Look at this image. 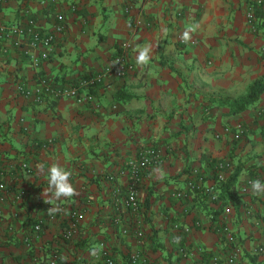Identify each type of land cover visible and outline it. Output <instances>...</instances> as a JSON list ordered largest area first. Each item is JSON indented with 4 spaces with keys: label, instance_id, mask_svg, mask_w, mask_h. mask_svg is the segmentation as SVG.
Wrapping results in <instances>:
<instances>
[{
    "label": "crops",
    "instance_id": "1",
    "mask_svg": "<svg viewBox=\"0 0 264 264\" xmlns=\"http://www.w3.org/2000/svg\"><path fill=\"white\" fill-rule=\"evenodd\" d=\"M22 6L46 29L61 15L65 31L38 65L12 39L0 40V181L7 192L0 264H50L54 255L56 264H102L101 243L115 264H128L133 253L145 264H209L212 254L224 256L226 220L242 247L236 264H264V195L238 190L247 177L264 180V92L239 113L217 104L264 79V15L253 33L246 0H2L0 21L19 22ZM185 32L189 44L181 45ZM123 41L133 69L92 88L98 107L73 97L35 99L41 77L66 84L99 71ZM144 47L150 59L139 65ZM143 146L161 160L143 172L141 207L133 209L125 202L124 162ZM218 161L228 163L225 180L238 172L235 192L221 191ZM53 163L70 171L73 197L44 193ZM193 169L203 179L185 210L173 192L186 188ZM209 186L218 202L204 197ZM55 205L60 211L50 212ZM199 245L205 251L193 258L179 251Z\"/></svg>",
    "mask_w": 264,
    "mask_h": 264
},
{
    "label": "built area",
    "instance_id": "2",
    "mask_svg": "<svg viewBox=\"0 0 264 264\" xmlns=\"http://www.w3.org/2000/svg\"><path fill=\"white\" fill-rule=\"evenodd\" d=\"M2 0H0L1 3ZM57 0H41L44 5L54 4ZM74 9V7H73ZM126 10H128L126 8ZM264 15V0H246L245 6V19L248 30L250 32H257L261 25V16ZM58 21L51 28H42L37 19L30 13V11L24 7L22 9V19L14 24H8L0 21V40L5 43L12 39L15 46L20 47V52L23 56L29 58L32 64L38 65L40 62L49 58L50 52L53 46L56 44L59 35L64 33L65 25L62 20V16L58 15ZM150 22L147 23L149 25ZM181 45L189 44L188 40L183 37L179 38ZM191 43H193L191 41ZM4 45V44H3ZM130 46L128 41L121 43V51L117 53L111 62L99 71L83 75L77 80L66 84H55L48 77H41L39 80V87L37 88L34 96L37 101H42L46 95H52L54 97H73L77 102L89 103L98 107V104L94 103V94L92 88L99 84H102L109 74H114L118 77L125 76L133 69V64L125 55V50ZM18 88L21 92L28 93L25 84H19ZM244 128L239 126L235 137H239L242 134ZM161 156L159 151L153 146H143L140 148L136 156L129 157L125 160L124 166L126 168V174L128 175V184L126 188L127 205L136 209L139 205L138 200V184L141 181L143 172L152 165H156L160 162ZM22 168L28 171L27 163L22 164ZM228 168V163L224 161H218L215 163V177L218 181H224L226 174L225 169ZM110 178H113L112 176ZM203 175L198 169H193L190 173V179L186 183V188L179 189L173 192V196L182 204L190 195L191 191L199 188V183L202 181ZM252 177H247L238 187L241 194L254 193L251 191V186L248 183L253 180ZM6 187L2 181H0V199H4L6 196ZM205 195L210 201L218 202L217 193L213 186H209L204 191ZM20 194L17 195V198ZM185 210L186 208L183 207ZM223 211L228 214L231 212L230 206H224ZM73 217L77 215V212L72 213ZM49 218H52L50 216ZM36 229H40V224L36 225ZM138 235H141V231H137ZM220 234L223 238L225 245L224 256L218 254H212L210 256L209 264H221L222 261L227 264H236L242 255V247L235 232L229 225V220H226L221 228ZM72 229H68L65 232L67 238L71 237ZM261 249V248H260ZM180 253L184 256L194 257L197 253H203L205 249L202 246L195 248H179ZM56 256L54 255L50 261V264H56ZM100 257L102 258V264H115V260L111 255V252L104 243H101ZM131 264H145L146 259L139 256V254L133 253L130 256Z\"/></svg>",
    "mask_w": 264,
    "mask_h": 264
},
{
    "label": "clouds",
    "instance_id": "3",
    "mask_svg": "<svg viewBox=\"0 0 264 264\" xmlns=\"http://www.w3.org/2000/svg\"><path fill=\"white\" fill-rule=\"evenodd\" d=\"M188 32L184 33V39H188ZM150 48H142L137 55V64L145 65L150 59ZM71 173L59 163H53L47 169L48 189L44 191L46 196L50 194L52 198L59 200L61 197L71 198L75 195V189L70 182ZM251 186V191L257 195H264V180L253 179L248 182ZM50 212L56 213L60 211L58 205L51 206Z\"/></svg>",
    "mask_w": 264,
    "mask_h": 264
},
{
    "label": "trees",
    "instance_id": "4",
    "mask_svg": "<svg viewBox=\"0 0 264 264\" xmlns=\"http://www.w3.org/2000/svg\"><path fill=\"white\" fill-rule=\"evenodd\" d=\"M21 8L23 9L24 7L22 6ZM262 92H264V79L258 78L255 79L253 82H251L245 94L240 95L236 98H229V97L218 98L217 104L228 106L231 113L234 114L239 113L245 110L249 106V104L253 103L260 96ZM237 178H238V172L234 171L226 178V180L224 181L217 180L219 182V187L221 191L231 190L232 192H235L234 186L236 184ZM204 197H207V195H204ZM140 207L141 204L139 202L137 209H139ZM128 264H131L130 258H128Z\"/></svg>",
    "mask_w": 264,
    "mask_h": 264
}]
</instances>
